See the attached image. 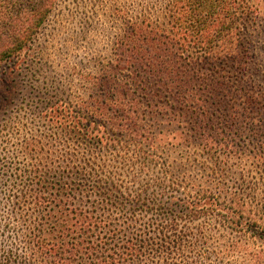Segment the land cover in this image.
I'll use <instances>...</instances> for the list:
<instances>
[{"label":"trees","instance_id":"16d2710c","mask_svg":"<svg viewBox=\"0 0 264 264\" xmlns=\"http://www.w3.org/2000/svg\"><path fill=\"white\" fill-rule=\"evenodd\" d=\"M58 2L0 0V75L10 87L5 104L0 94V119L15 111L17 92L8 79L18 75L24 50L31 49ZM237 5L238 0H160L149 16L133 18L130 50L123 43L116 49L109 68L119 72L127 65L128 80L103 70L93 80L103 81L105 90L47 102L24 128L20 120L9 126L29 134L39 117L54 127L22 152H0V264H191L185 238L199 231L197 220L212 216L215 229L246 231L238 189L214 184L219 173L226 174L200 164V182L178 176L159 152L167 136L145 130L140 121L146 109L160 117L192 115L201 146L236 156L242 123L255 138L264 135V95L248 91L241 85L245 79L233 83L237 90L229 94L196 88L207 80L197 76L198 62L229 57L243 70L237 39H217L223 23L218 8L227 12ZM245 6L249 15L259 14L254 1ZM167 95L174 104L155 102ZM44 139L52 141L50 148ZM246 248L231 243L216 256ZM250 256L264 264V255Z\"/></svg>","mask_w":264,"mask_h":264},{"label":"rangeland","instance_id":"374dc122","mask_svg":"<svg viewBox=\"0 0 264 264\" xmlns=\"http://www.w3.org/2000/svg\"><path fill=\"white\" fill-rule=\"evenodd\" d=\"M159 1L59 0L31 49L24 50L21 57L23 66L18 75L8 79L17 94L13 97L15 111L9 114V118L0 119V152H22L28 148L27 143L37 144L42 136L51 135L54 126L39 117L30 125L32 130L29 134L25 131L13 132L9 126L13 127L20 120V127L24 128L27 122L32 121V113L39 115L47 102L76 101L79 97L87 98L92 92L105 90L103 81H98L96 85L97 82L93 80L103 77V70H108V74L116 76L117 80H128L131 69L127 65L119 72L109 68L116 58V49L123 43V47L130 50L133 18L149 16L152 7ZM253 1L259 10L257 15H249L245 9V5ZM238 2L240 5L227 12L218 8L217 13L222 15L223 23L217 39H222V44L226 39H237V47L242 53L238 62L243 70L234 68L229 57L220 58L215 63L198 62L197 76L207 77V80L206 83L198 82L196 88L225 89L229 94L231 90H237L233 83L245 79L241 85L248 91L264 95V0ZM9 89L0 75L2 104H5L3 94L8 93ZM135 95L141 96L140 93ZM157 100L159 105L175 103L169 95L161 96L155 102ZM261 102L264 107V100ZM233 105L239 108L238 102ZM140 113L141 125L145 130L167 136L159 152L178 176L200 182L203 179L200 164H204L207 170L216 167L226 177L219 173L214 184L228 189L237 188L246 204V212L241 216L249 222L246 231L234 232L222 227L215 229L218 221L212 216L196 221L194 226L201 228L199 231L195 229L193 236L185 238L184 251L189 262L254 264L250 255H264V135L255 138L250 126L242 123L240 136L234 140L236 152L241 154L228 155L221 149L209 150L199 144L200 138L196 135V129L193 130L196 118L192 115L160 117L149 109ZM4 122L5 127H2ZM43 141L48 145L46 149L50 148L52 141ZM207 152H214V155L209 156ZM200 242L205 245H199ZM235 242H243L247 248L242 252L227 251L218 260L216 254Z\"/></svg>","mask_w":264,"mask_h":264}]
</instances>
